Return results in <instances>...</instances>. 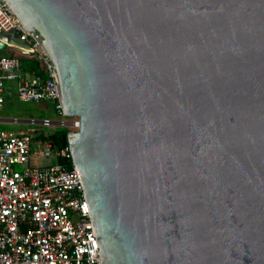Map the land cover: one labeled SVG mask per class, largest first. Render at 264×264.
<instances>
[{"label":"water","instance_id":"95a60500","mask_svg":"<svg viewBox=\"0 0 264 264\" xmlns=\"http://www.w3.org/2000/svg\"><path fill=\"white\" fill-rule=\"evenodd\" d=\"M0 1L78 119L100 264H264V0Z\"/></svg>","mask_w":264,"mask_h":264},{"label":"built area","instance_id":"2783aa9c","mask_svg":"<svg viewBox=\"0 0 264 264\" xmlns=\"http://www.w3.org/2000/svg\"><path fill=\"white\" fill-rule=\"evenodd\" d=\"M18 27L0 1V110L4 86L13 82L18 101L48 104L65 120L30 119L24 130L0 129V264H100L69 147L54 149L45 138V128L75 131L78 119L61 115L48 59ZM11 32L17 37L3 42ZM15 48L38 59L43 78L22 76ZM59 159H69L70 168Z\"/></svg>","mask_w":264,"mask_h":264},{"label":"rangeland","instance_id":"374dc122","mask_svg":"<svg viewBox=\"0 0 264 264\" xmlns=\"http://www.w3.org/2000/svg\"><path fill=\"white\" fill-rule=\"evenodd\" d=\"M43 105L44 103L21 102L14 99L10 102L4 103L0 110V118L14 119L15 121L9 122L8 124L0 123V129H6L13 132L24 130L31 126L29 125L30 122H28L30 119L35 121H40L43 118H47L50 121L65 120L64 117L55 115L48 104L46 108H44ZM37 125H39V123ZM57 127L58 126L45 128L44 130L45 132L52 131Z\"/></svg>","mask_w":264,"mask_h":264},{"label":"trees","instance_id":"16d2710c","mask_svg":"<svg viewBox=\"0 0 264 264\" xmlns=\"http://www.w3.org/2000/svg\"><path fill=\"white\" fill-rule=\"evenodd\" d=\"M7 55V54H5ZM19 62H20V68L23 72L30 74L33 73L34 75H37L41 78H43V73L42 70L40 68V64L38 59L36 58H32V57H19ZM50 106V105H49ZM66 133H67V129L64 127H57L54 128V130L52 131H47L45 138L48 139L54 149H61L63 147H65L67 145L66 142ZM57 163H63L67 168H70V160L69 159H65L63 161H61L60 159L57 160Z\"/></svg>","mask_w":264,"mask_h":264},{"label":"crops","instance_id":"0c3cea01","mask_svg":"<svg viewBox=\"0 0 264 264\" xmlns=\"http://www.w3.org/2000/svg\"><path fill=\"white\" fill-rule=\"evenodd\" d=\"M10 52H2V54H9ZM21 74L25 78H29L33 76L34 74L30 72V74H27L21 70ZM35 76V75H34ZM37 76V75H36ZM17 100L15 97V84L13 82H8L4 86V103L10 102L11 100ZM3 103V105H4ZM15 121L14 119H5V118H0V123L1 124H8L9 122ZM43 163H45L43 161Z\"/></svg>","mask_w":264,"mask_h":264},{"label":"flooded vegetation","instance_id":"af4514ba","mask_svg":"<svg viewBox=\"0 0 264 264\" xmlns=\"http://www.w3.org/2000/svg\"><path fill=\"white\" fill-rule=\"evenodd\" d=\"M43 107L46 108L47 107V104H44Z\"/></svg>","mask_w":264,"mask_h":264}]
</instances>
